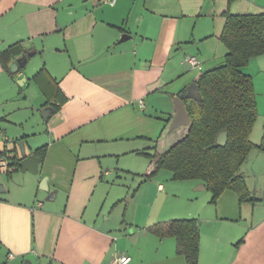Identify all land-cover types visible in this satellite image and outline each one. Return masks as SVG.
I'll return each mask as SVG.
<instances>
[{
  "label": "crops",
  "instance_id": "crops-1",
  "mask_svg": "<svg viewBox=\"0 0 264 264\" xmlns=\"http://www.w3.org/2000/svg\"><path fill=\"white\" fill-rule=\"evenodd\" d=\"M229 13H264V0H0V96L18 99L17 81L28 89L33 82L40 94L37 101L26 94L25 103L44 121L43 130L9 140L11 155L22 158L25 148L41 160L36 173L20 166L0 175V264H111L120 253L129 264H188L175 236L148 229L178 219L197 222L198 264H264V97L256 91L264 54L242 68L258 108L257 146L241 167L255 201L233 190L214 201L203 181L175 179L169 169L201 194L181 200L176 184L152 181L167 151L157 150L156 131L170 143L173 133L175 143L187 134L189 125L171 129L175 98L224 62ZM15 44L20 52L8 53ZM186 55L202 70L190 68ZM43 68L41 87L33 77ZM135 152L152 157L153 170L125 196L132 203L147 180L154 190L143 223H126L112 212L121 199L106 208L112 187L105 179L112 156ZM20 171L24 181L14 184ZM125 226L133 231L122 233Z\"/></svg>",
  "mask_w": 264,
  "mask_h": 264
},
{
  "label": "trees",
  "instance_id": "trees-1",
  "mask_svg": "<svg viewBox=\"0 0 264 264\" xmlns=\"http://www.w3.org/2000/svg\"><path fill=\"white\" fill-rule=\"evenodd\" d=\"M221 40L228 50L225 60L199 76L201 100L187 102L191 118L188 132L161 156L157 169L171 170L175 179L203 181L214 201L226 190L235 191L243 201H255L241 167L257 146L251 132L258 108L253 79L242 68L251 58L264 54V13H229ZM17 45L8 53H19ZM45 72L43 68L33 77L41 87ZM223 131L228 134L227 143L220 145L217 138ZM10 153L8 149L0 153L11 168L5 173L7 177L20 167L22 159ZM148 229L159 236H175L187 263H199L200 233L195 219L164 221Z\"/></svg>",
  "mask_w": 264,
  "mask_h": 264
},
{
  "label": "rangeland",
  "instance_id": "rangeland-1",
  "mask_svg": "<svg viewBox=\"0 0 264 264\" xmlns=\"http://www.w3.org/2000/svg\"><path fill=\"white\" fill-rule=\"evenodd\" d=\"M261 69L263 70L259 76H257L256 87L259 99L260 97H264V66ZM17 84L22 87V92L20 93L18 99L12 100L6 96H0V151L6 147L7 149L11 148L13 146V142H10L9 140L12 138H20V136L23 135V129L29 133L39 129L43 130L44 121L41 117L42 110L39 111L38 108L32 110L29 102L25 103L26 98H24L26 94H28L32 99L35 98V94L39 96L40 92L38 88L33 82H31V87L29 89L27 86L24 87V85H21L19 81H17ZM34 100L37 101L36 98ZM260 110H264L263 106H261ZM159 131H156L157 136L154 138L156 140V144L159 142L157 145V150L166 151L171 147V145H173V143H175L174 141L177 139V133L170 135V141H172L170 143L168 140L169 135L167 134L162 138H158ZM18 133L22 134L20 135ZM148 151L152 153L151 155L155 153V151L151 150V148ZM111 158L112 159H109L108 161V169L111 173L106 177L105 181L108 182L109 187L111 186L112 189L109 193L106 208L111 202V199H114L113 201L121 199L120 203L113 206L112 208L113 216H116L119 221L125 218L127 221L126 223L130 221L143 223L145 217L150 214L148 201L152 196L154 184L149 182V180L145 181L146 183H143L142 188L135 194L136 197L132 203L129 202L128 196H125V194L128 191L129 194L132 195L140 182L146 180V173H149L153 170L151 165L152 157L135 152L122 154L120 156H112ZM24 174L25 173L22 171H20L18 174H15L12 182L15 184L16 181V184L20 185L21 181H24ZM0 175L6 176L4 168H0ZM153 178V180H151L154 182L159 180L162 183L170 182L171 184H176V193L181 196V200L187 199L190 196L193 197L195 194H201L198 191L194 192L189 190L190 187L184 183L185 181L173 180L171 171L167 169L162 168L154 175ZM258 191H261L260 187H258ZM124 196L125 198H123ZM156 207L159 208L158 205ZM142 226V224H135L133 227L134 229H143ZM132 229L133 228L125 226L121 232L125 234Z\"/></svg>",
  "mask_w": 264,
  "mask_h": 264
},
{
  "label": "water",
  "instance_id": "water-1",
  "mask_svg": "<svg viewBox=\"0 0 264 264\" xmlns=\"http://www.w3.org/2000/svg\"><path fill=\"white\" fill-rule=\"evenodd\" d=\"M27 60L24 58L22 64ZM193 99L195 101L201 100L200 86L197 82H193L185 92L179 94L175 98V116L171 124V129L177 128L179 126H188L190 125L191 118L186 106V100ZM228 134L226 131H223L219 134L217 143L220 145H225L227 143ZM22 159L19 164L23 170H29L36 173L38 171V162L41 160L35 154L26 155L25 148H22ZM1 168V167H0ZM3 184L0 183V189H3ZM29 263V262H28ZM27 264V262L25 263Z\"/></svg>",
  "mask_w": 264,
  "mask_h": 264
},
{
  "label": "built area",
  "instance_id": "built-area-1",
  "mask_svg": "<svg viewBox=\"0 0 264 264\" xmlns=\"http://www.w3.org/2000/svg\"><path fill=\"white\" fill-rule=\"evenodd\" d=\"M105 2L110 3L111 5H114L116 0H105ZM184 61L188 64V66L192 69H198L202 70V63L199 61V59L194 55H186L184 57ZM143 102L141 101V104ZM0 166L6 167L8 166V160L5 158H2L0 160ZM130 258L126 253H120L115 255L112 258L111 264H129Z\"/></svg>",
  "mask_w": 264,
  "mask_h": 264
}]
</instances>
